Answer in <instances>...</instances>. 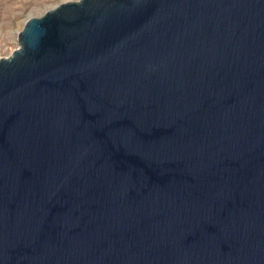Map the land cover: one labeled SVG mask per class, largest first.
<instances>
[{
	"label": "water",
	"instance_id": "1",
	"mask_svg": "<svg viewBox=\"0 0 264 264\" xmlns=\"http://www.w3.org/2000/svg\"><path fill=\"white\" fill-rule=\"evenodd\" d=\"M0 57V264H264V0H66Z\"/></svg>",
	"mask_w": 264,
	"mask_h": 264
},
{
	"label": "rangeland",
	"instance_id": "2",
	"mask_svg": "<svg viewBox=\"0 0 264 264\" xmlns=\"http://www.w3.org/2000/svg\"><path fill=\"white\" fill-rule=\"evenodd\" d=\"M66 0H0V57L18 46L17 34L30 16Z\"/></svg>",
	"mask_w": 264,
	"mask_h": 264
}]
</instances>
